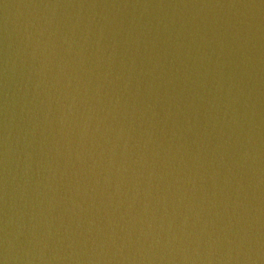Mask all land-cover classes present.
Wrapping results in <instances>:
<instances>
[{
  "label": "water",
  "instance_id": "1",
  "mask_svg": "<svg viewBox=\"0 0 264 264\" xmlns=\"http://www.w3.org/2000/svg\"><path fill=\"white\" fill-rule=\"evenodd\" d=\"M0 264H264V0H0Z\"/></svg>",
  "mask_w": 264,
  "mask_h": 264
}]
</instances>
